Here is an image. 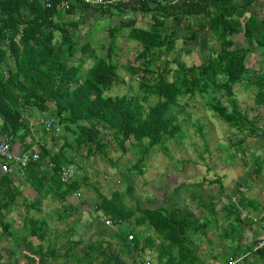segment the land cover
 I'll return each mask as SVG.
<instances>
[{
    "label": "trees",
    "instance_id": "obj_1",
    "mask_svg": "<svg viewBox=\"0 0 264 264\" xmlns=\"http://www.w3.org/2000/svg\"><path fill=\"white\" fill-rule=\"evenodd\" d=\"M48 2L0 0V140L10 137L12 143H23V151L38 152V161L13 169L23 172L39 194L43 190V197H50L62 207L57 213L59 220L80 212L68 202V196L80 193L84 181L76 174L69 183L62 182L58 174L61 167L74 164L79 169L76 161L92 155L109 159V147L114 142L122 152L135 157L134 161L129 160L128 174H143L145 159L153 148H164L168 139L181 136L182 98L199 95L227 126L255 134L253 121L238 109L232 95L235 84L246 83L255 88V103L264 104V0H203L167 5L153 2L152 27L130 32V37L140 44L133 59L124 66L129 79L137 81L138 93L134 98L107 94L125 81L120 79L118 63L112 59L114 41L109 42L106 54L98 53L89 43L74 38L80 23L68 19L77 7L101 11L108 6L92 7L79 0ZM149 2L139 1L147 11L151 10ZM156 13L162 15L161 19ZM178 13L189 18L183 35L186 40L195 39L200 31H208L212 36L214 45L203 51L198 64L188 66L178 56L163 65L159 62L161 49L172 52L173 38L178 36L174 31L164 33L162 25ZM253 54L259 56L260 63L257 70L250 71L248 58ZM89 59L90 65L85 67ZM221 90L228 96L230 109L217 97ZM152 98L156 101L145 106ZM35 115L51 118L60 126L56 132L43 125V143L37 149L33 148L34 139H27L32 130L29 117ZM47 136L52 146L46 144ZM105 136L109 139L105 140ZM60 138L63 143L57 147ZM7 174L1 177L6 189L0 192L4 194L11 187ZM125 196L133 200V205L124 203ZM140 200L131 184L124 191H113L109 197L98 193L92 200L91 219L83 226L82 234L76 240L68 239L63 249L57 248L48 236L49 227L44 219L29 218L28 233L12 235L10 225L2 220V210L8 205L1 203V234L14 240L8 248L9 256L21 254L20 245L24 244L34 250L46 248L52 253L47 257L56 264H132L143 257L142 241L149 239V230L172 246L185 234L178 214L162 206L142 207ZM29 205L35 208L38 202ZM78 223L66 231L76 235ZM33 237L40 240L37 247H33ZM42 260L44 257L40 256ZM17 263L18 259L7 262Z\"/></svg>",
    "mask_w": 264,
    "mask_h": 264
},
{
    "label": "crops",
    "instance_id": "obj_2",
    "mask_svg": "<svg viewBox=\"0 0 264 264\" xmlns=\"http://www.w3.org/2000/svg\"><path fill=\"white\" fill-rule=\"evenodd\" d=\"M139 1L141 0H126L115 6L105 7L101 11L89 7H77L68 18L80 23L75 30L74 38L91 44L97 42L94 48L102 54L104 51L106 53L109 42L114 41L112 59L118 63V66L124 67L127 61L126 59L121 61V58H126L131 48L135 54L140 46L130 37V32L152 27L155 4L149 2L151 10L147 11L141 7ZM168 2L174 0L161 1L165 5ZM155 16L161 19L162 15L156 13ZM188 19L186 15L178 13L177 17L171 16L165 19L162 25L164 33L173 31L178 33V36L173 38L172 52H174L173 57L178 56L181 60L183 56L201 58L203 51L211 46L212 42L207 37L208 31H200L195 39L186 40L183 35L186 33ZM100 21L103 22L102 26L96 23ZM94 23L96 25L92 26ZM195 43L198 44L194 46ZM98 47L100 49H97ZM161 54L165 61L168 60L166 56L168 52L166 53L164 48L161 49ZM33 124L30 122L32 133L27 139L28 141L34 139L33 148L37 149L39 144L43 143V139L34 135ZM46 144L52 146L50 142ZM22 145L23 143L16 140L13 143V151L22 152ZM246 160L247 158L243 156L239 160H230L226 165H219L213 161L214 166L210 172L187 171L174 189L175 191L178 189L179 192L178 202L177 200L163 204L149 202L147 207L150 209L162 206L171 213L178 214L181 224L185 226V234L178 244L176 241L172 246L171 242L169 244L161 236L149 230L147 235L149 239L146 242L142 241L145 252L141 255L153 264H225L239 257L243 259L236 264H264V251L250 252L251 245L264 238V136L260 139L257 153H252L250 160ZM2 175L0 171V190H5L6 187L1 182ZM7 177L10 179L8 183L11 187L5 194L0 192V204L8 205L3 209L5 211L2 210L4 213L2 220L11 226L29 224L27 221L30 216L24 215L23 221H20L15 218L17 215L15 211H23L24 207H30V202L39 204L43 190L41 194L34 190L20 170L12 169ZM46 178L48 179V176ZM21 199L25 201L20 204ZM89 207H92L91 204ZM47 240L49 239L43 242L44 246ZM168 247L171 249L169 250ZM50 254L52 253L46 248L31 251L27 249V252L21 253V257L25 259L32 257L35 259V264H56L52 258L47 257ZM40 256L44 257V260L40 261ZM219 260L222 262L219 263ZM22 264H32V261L26 260Z\"/></svg>",
    "mask_w": 264,
    "mask_h": 264
},
{
    "label": "rangeland",
    "instance_id": "obj_3",
    "mask_svg": "<svg viewBox=\"0 0 264 264\" xmlns=\"http://www.w3.org/2000/svg\"><path fill=\"white\" fill-rule=\"evenodd\" d=\"M89 22L92 24L91 21ZM96 23L100 26L103 24L101 21ZM96 23L92 26L96 25ZM207 37L211 39L212 36L207 34ZM212 43L214 45V42H211L210 45H212ZM89 44L95 47L97 42ZM196 44L198 43H195L194 46H196ZM97 49L100 48L98 47ZM192 49L195 50L194 48ZM255 53H257V51H255ZM104 54H106L105 51ZM173 54L174 52L168 53L166 56H168V59H171ZM134 56L135 54L131 48L130 51L127 52L126 58L122 57L121 61L125 59L126 61H131ZM163 57L164 56H162L159 61L161 65L165 63ZM182 58L188 66L193 63L198 64L201 60V58L194 59L195 56L190 58L183 56ZM259 63V56L253 54L248 58V69L250 71L257 70L259 68ZM89 65L90 59L86 62L85 67ZM170 66L174 67L175 65L171 64ZM117 73L120 79H124L125 81L113 87L107 94L134 98L138 93L137 81L129 79V73L124 67L118 66ZM233 92L232 98L234 104L253 121V125L256 129L255 134H248L246 131L239 132L227 126L206 107L204 99L199 95L190 99L187 97L182 98L179 101L184 111V113L179 115L181 136L168 139L164 144V148H160L159 146L154 147L145 159L143 174H128L127 166L129 165V160L134 161L135 157H132L128 152H122L117 147L116 143L111 142L109 147V159L99 158L98 155H92L85 160L81 161L78 159L76 161L79 164L77 174L78 176L84 177V181L81 183V188L79 189L80 196L76 197L75 194L68 196V202L77 206L80 211L76 216L59 220L57 213L62 207L55 201L53 202L50 197H41L40 195L42 200L36 207L38 210L33 207H24L25 209H23V211H15L17 212L15 218L23 221L22 219L25 215L38 220L44 219L46 221V226L49 227L48 236H53L52 239L56 242L57 248L63 249L66 243H68V239L76 240V236L82 234L83 226L91 219V207H89V204L92 205V200L97 197L98 193H102L109 197L113 191H124L125 186L131 184L134 186L135 194L141 199L140 205L142 207H146L149 202L153 204H163L171 200H177L178 202L179 192L178 189H176V191L174 189L178 186L180 179L186 175L187 171H191V173L201 170L210 172V169L214 166L213 161H216V164L219 163V165H226L229 164L228 162L230 160H239L242 159L243 156H245V159L247 158L246 161H249L251 154L257 153L260 139L264 136V104L257 105L255 103V88L253 86L247 87L246 83L235 84L233 86ZM217 97L223 105L230 109L228 96L223 90L218 92ZM155 101V98H152L145 106L153 104ZM51 105L52 103L49 104V106ZM35 116L37 118L29 117V122L34 123V135L41 136L43 124L41 118H38L37 115ZM199 128H201V132ZM62 132L65 133L64 130H62ZM67 135L69 134L67 133ZM108 139L109 137L105 136V140ZM48 142L52 143V140L47 136L46 143ZM62 143L63 139L60 138L56 141L55 145L59 147ZM216 167L217 166H215V168ZM3 186L6 187L5 185ZM123 200L125 204L133 205V200L129 197L125 196ZM24 201L25 199H21L20 204ZM77 222L79 223L75 226L76 235H70L66 231V228L70 226L73 227ZM10 227L12 229V235L18 234L24 236L28 233L29 224H25L24 226H11L10 224ZM1 233L2 229L0 228V264H7L8 259H18L17 264L25 263L26 260L32 261V264H35V259L32 257L25 259L21 257L20 253H17L15 256H9L8 251L10 247L14 245V240L12 236ZM32 239L33 247H37L40 240L34 237ZM20 246L24 252H27V249H29V251L32 250L26 248L24 244ZM79 248H81V246H79ZM218 262L221 263L222 260Z\"/></svg>",
    "mask_w": 264,
    "mask_h": 264
},
{
    "label": "built area",
    "instance_id": "obj_4",
    "mask_svg": "<svg viewBox=\"0 0 264 264\" xmlns=\"http://www.w3.org/2000/svg\"><path fill=\"white\" fill-rule=\"evenodd\" d=\"M48 4L49 0H44ZM80 2H83L86 5L92 6V7H99V6H115L117 4H120L126 0H79ZM150 2H161L162 0H146ZM203 0H174V2H198ZM42 124L45 126L46 130H55L58 132L60 130V126H58L55 121L51 118H44L41 119ZM13 143L12 139L10 137H4L0 140V171L2 173H9L14 166L16 167H25L29 162L32 161H38L39 160V154L35 150H27L22 152H14L13 149ZM13 164V165H12ZM50 166L52 167L53 164L50 163ZM78 167L77 165H69L61 167L58 171L59 178L64 183H69L71 180H73L77 174ZM76 197L80 196V193L75 194ZM106 224H109L108 221H105ZM129 239L132 238V236H128ZM258 251H264V238L255 241L251 245L250 252H258ZM243 257H239L236 260H230L226 262L225 264H236L238 261H241ZM132 264H153L148 258L144 257H138L137 260H135Z\"/></svg>",
    "mask_w": 264,
    "mask_h": 264
}]
</instances>
